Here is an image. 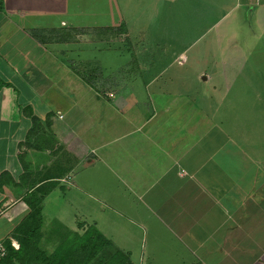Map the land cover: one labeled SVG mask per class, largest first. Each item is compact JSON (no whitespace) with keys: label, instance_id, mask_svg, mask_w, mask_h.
Wrapping results in <instances>:
<instances>
[{"label":"crops","instance_id":"0c3cea01","mask_svg":"<svg viewBox=\"0 0 264 264\" xmlns=\"http://www.w3.org/2000/svg\"><path fill=\"white\" fill-rule=\"evenodd\" d=\"M181 1L195 22L264 25V0ZM90 2L0 1V240L18 250L39 209L48 255L94 229L118 263L264 264L261 153L238 149L236 167L233 136L164 70L114 96L76 76L57 39L96 28Z\"/></svg>","mask_w":264,"mask_h":264},{"label":"rangeland","instance_id":"374dc122","mask_svg":"<svg viewBox=\"0 0 264 264\" xmlns=\"http://www.w3.org/2000/svg\"><path fill=\"white\" fill-rule=\"evenodd\" d=\"M93 3L87 21L96 22V28L90 23L91 28H76L57 39L76 44L72 64L77 73L93 77L98 90L106 87L114 96L136 90L140 81L160 79L164 70L163 79L188 87L203 111L233 136L236 167L241 161L237 150L254 146L264 168L263 24L241 12L235 20L228 15L218 23L219 17L195 22V12L181 0ZM112 22L117 25L103 27ZM148 67L153 71L146 72ZM206 76L209 82L202 84Z\"/></svg>","mask_w":264,"mask_h":264},{"label":"trees","instance_id":"16d2710c","mask_svg":"<svg viewBox=\"0 0 264 264\" xmlns=\"http://www.w3.org/2000/svg\"><path fill=\"white\" fill-rule=\"evenodd\" d=\"M74 73L91 82L93 77H86L83 73ZM4 83L0 81V89ZM42 217L39 209L33 210L21 223L16 232V238L20 244L16 250L10 242H6V256L0 258V264H124L118 263L124 257L116 250L111 252L109 242L96 230L85 233L84 237L76 235L71 246L65 242L60 244L54 254L48 255L40 249Z\"/></svg>","mask_w":264,"mask_h":264},{"label":"built area","instance_id":"2783aa9c","mask_svg":"<svg viewBox=\"0 0 264 264\" xmlns=\"http://www.w3.org/2000/svg\"><path fill=\"white\" fill-rule=\"evenodd\" d=\"M6 253H7L6 246H5L4 242H2V240H0V258L6 256Z\"/></svg>","mask_w":264,"mask_h":264}]
</instances>
